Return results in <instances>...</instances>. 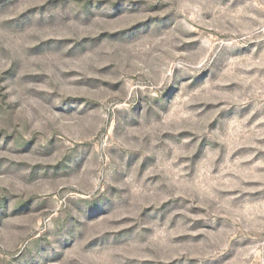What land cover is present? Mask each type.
<instances>
[{
  "label": "rangeland",
  "instance_id": "1",
  "mask_svg": "<svg viewBox=\"0 0 264 264\" xmlns=\"http://www.w3.org/2000/svg\"><path fill=\"white\" fill-rule=\"evenodd\" d=\"M0 264H264V0H0Z\"/></svg>",
  "mask_w": 264,
  "mask_h": 264
}]
</instances>
